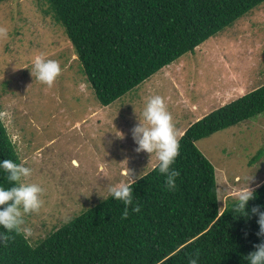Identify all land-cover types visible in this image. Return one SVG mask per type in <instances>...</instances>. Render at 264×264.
<instances>
[{"label": "rangeland", "instance_id": "1", "mask_svg": "<svg viewBox=\"0 0 264 264\" xmlns=\"http://www.w3.org/2000/svg\"><path fill=\"white\" fill-rule=\"evenodd\" d=\"M0 27L7 29L0 37V111L10 114L3 122L32 169L23 182L43 189L40 209L24 216L35 245L108 198V185L130 182L127 168L135 180L155 168V155L137 152L132 138L149 97L164 99L179 140L203 117L264 86V3L107 107L49 0L0 4ZM39 54L61 67L51 87L30 71ZM197 146L216 169L221 212L241 191L264 184V157L251 163L264 147V114Z\"/></svg>", "mask_w": 264, "mask_h": 264}, {"label": "trees", "instance_id": "2", "mask_svg": "<svg viewBox=\"0 0 264 264\" xmlns=\"http://www.w3.org/2000/svg\"><path fill=\"white\" fill-rule=\"evenodd\" d=\"M8 0H0V4ZM264 0H49L101 106L112 105L152 76L249 14ZM1 109V107H0ZM1 113V111H0ZM264 114V86L203 117L179 138L177 188L154 168L132 183L141 205L121 219L110 197L37 245L23 234L0 246V264H246L259 239L257 215L221 212L216 169L201 140ZM264 157V147L252 164ZM22 163L0 116V160ZM0 186L9 187L0 170ZM248 210L264 206V184ZM0 231H4L0 229Z\"/></svg>", "mask_w": 264, "mask_h": 264}, {"label": "clouds", "instance_id": "3", "mask_svg": "<svg viewBox=\"0 0 264 264\" xmlns=\"http://www.w3.org/2000/svg\"><path fill=\"white\" fill-rule=\"evenodd\" d=\"M7 35V29L0 27V37ZM31 73L41 83L51 87L61 73V67L55 60L46 59L43 54L36 55L32 62ZM0 116H8L7 112ZM120 136V135H118ZM132 138L137 145V152L154 154L160 174L165 178V186L169 191L177 188V178L180 171L172 166L180 155V144L176 136L175 125L171 113L168 111L164 99L154 95L147 99L142 111V120L132 129ZM15 140V137H13ZM75 161H73L74 163ZM0 170L7 173L9 187L0 186V246H7L12 239L8 233L23 234L25 240L31 236L30 229L24 227V216L36 212L42 205L41 193L43 189L35 183L26 184L23 180L29 177L32 169L23 163H16L11 159L0 160ZM124 175L130 182H122L106 187V195L124 205L121 219H127L131 212L139 213L141 205L135 200L132 183L133 173L127 168ZM22 178H24L22 180ZM137 179H143L140 174ZM103 199L105 197H102ZM255 198V192L249 187L241 191L232 202V211L236 216L250 218L251 214L257 215V237H264V206L257 205L248 210L249 201ZM246 264H264V238L254 244V250L244 257ZM188 264H199V254L188 259Z\"/></svg>", "mask_w": 264, "mask_h": 264}]
</instances>
